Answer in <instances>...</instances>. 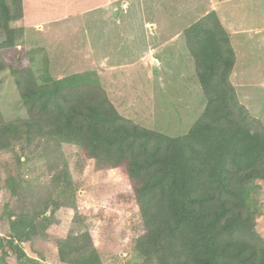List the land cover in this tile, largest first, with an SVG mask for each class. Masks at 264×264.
<instances>
[{
    "label": "trees",
    "instance_id": "16d2710c",
    "mask_svg": "<svg viewBox=\"0 0 264 264\" xmlns=\"http://www.w3.org/2000/svg\"><path fill=\"white\" fill-rule=\"evenodd\" d=\"M115 1L0 0V70L10 68L26 111L13 120L0 112V264H52L25 250L33 236L47 234L49 216L10 209L22 191L15 146L23 153L32 142L50 139L76 146L103 169L124 172L144 228L133 243L141 264H264L253 198L254 182L264 181V125L238 100L230 78L235 53L214 10L182 31L205 107L178 136L120 114L94 70L57 79L46 69L38 82L23 63L32 55L8 58L24 28ZM62 176L58 194L67 198L71 182L66 171ZM52 204L57 210L58 201ZM56 250V264H103L89 232H68Z\"/></svg>",
    "mask_w": 264,
    "mask_h": 264
},
{
    "label": "rangeland",
    "instance_id": "374dc122",
    "mask_svg": "<svg viewBox=\"0 0 264 264\" xmlns=\"http://www.w3.org/2000/svg\"><path fill=\"white\" fill-rule=\"evenodd\" d=\"M211 10L229 33L238 100L264 125V0H117L24 28L20 46L7 56L15 61L20 52L32 55L23 63L38 82L46 69L57 79L94 70L120 114L178 136L205 107L182 31ZM0 112L6 120L26 117L9 67L0 70ZM19 146L14 151L21 154L22 191L10 209L15 215L44 214L50 222L47 234L25 246L29 257L56 264L58 240L68 232H89L103 264H141L133 243L144 228L122 170L103 169L76 146L52 139L36 140L23 153ZM63 171L71 182L67 198L58 194ZM254 190L256 231L264 239V181H255Z\"/></svg>",
    "mask_w": 264,
    "mask_h": 264
},
{
    "label": "water",
    "instance_id": "95a60500",
    "mask_svg": "<svg viewBox=\"0 0 264 264\" xmlns=\"http://www.w3.org/2000/svg\"><path fill=\"white\" fill-rule=\"evenodd\" d=\"M126 1H123V3H125Z\"/></svg>",
    "mask_w": 264,
    "mask_h": 264
}]
</instances>
